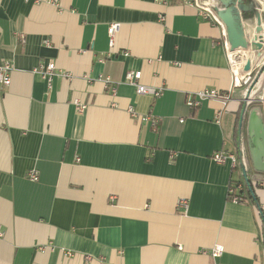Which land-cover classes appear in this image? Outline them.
Instances as JSON below:
<instances>
[{"label": "crops", "instance_id": "0c3cea01", "mask_svg": "<svg viewBox=\"0 0 264 264\" xmlns=\"http://www.w3.org/2000/svg\"><path fill=\"white\" fill-rule=\"evenodd\" d=\"M243 1L263 22L264 0ZM219 37L188 0H0V64L12 67L0 87V264H264V172L247 131L252 110L264 125V73L230 91ZM48 62L69 76L48 84L32 71ZM137 70L161 95L135 92L125 74ZM204 88L229 99L188 106ZM220 150L237 165L215 162ZM241 163L253 193L243 186L235 202Z\"/></svg>", "mask_w": 264, "mask_h": 264}, {"label": "built area", "instance_id": "2783aa9c", "mask_svg": "<svg viewBox=\"0 0 264 264\" xmlns=\"http://www.w3.org/2000/svg\"><path fill=\"white\" fill-rule=\"evenodd\" d=\"M160 3H166L170 0H157ZM193 5L196 6L198 10V14L201 18L207 19L211 21L213 24H215L220 29V37H219V44L222 45L225 54L226 59L228 63V68L231 74V83H230V91L233 88L237 87H245L249 86L252 77L255 72V65L252 63L250 69L245 70L244 64L246 61V58L243 55L242 50H232L230 48L228 39H227V32L226 27L222 20L216 15V12L213 10L212 5L210 3V0H188ZM49 2L53 4H57V0H49ZM118 25L117 23H111L108 27V33L110 37L113 36L114 32L116 31ZM264 63V59L259 63ZM257 65V66H258ZM12 67L9 62H3L0 64V87H5L10 83V71ZM34 73L38 74L42 79L46 80L48 84H50L51 79L54 75L59 74L61 76H69L68 73L57 71L55 68V64L53 62H48L46 64H39L37 67H35L32 70ZM264 73V69L262 71ZM141 76V71H128L125 74V81L132 85L135 89V92L137 94H149L153 97H157L161 95L162 88L161 87H154V86H148L139 81ZM259 78V77H258ZM109 79H105V83L108 84ZM256 81L253 80V83ZM112 91H114V88H111ZM229 99L228 92L222 93L218 89L215 88H204L202 90L196 91L193 95H190L187 100L186 104L190 107H197L200 105V103L204 100H217L220 101L223 105L227 102ZM77 105L78 110H82L84 108V104L79 103V101H74ZM261 104L264 107V96L261 99ZM129 111L131 113H134L132 107H129ZM217 117L219 118V112L217 113ZM157 118H151V121L153 124L156 123ZM212 158L215 162L219 164H224L226 162H229V164L232 167H235L238 163V155L234 152H228V151H216L213 153ZM27 176L29 179L36 181L38 179V176L35 172L29 171L27 173ZM243 188V183L236 181L235 184L230 185L228 189V193L232 194V201L238 200V191ZM178 205L185 206L186 201L185 200H179ZM223 248L221 245H215L211 249H209L208 253L212 258L218 257ZM67 255H70V252H66Z\"/></svg>", "mask_w": 264, "mask_h": 264}, {"label": "water", "instance_id": "95a60500", "mask_svg": "<svg viewBox=\"0 0 264 264\" xmlns=\"http://www.w3.org/2000/svg\"><path fill=\"white\" fill-rule=\"evenodd\" d=\"M256 2L244 3L243 0H227L222 2V8L212 7L216 15L226 27L227 39L232 50H245L255 46L264 49V23L261 11L255 9ZM253 25L255 34L251 39L247 35L248 26ZM259 57V56H258ZM252 61L246 59L244 69H250ZM254 80L256 81L264 69V63L260 65ZM245 106L241 109L240 122L242 123ZM249 136V153L252 166L255 171L264 172V125L255 110L250 112L247 124ZM242 172H246L241 163Z\"/></svg>", "mask_w": 264, "mask_h": 264}, {"label": "trees", "instance_id": "16d2710c", "mask_svg": "<svg viewBox=\"0 0 264 264\" xmlns=\"http://www.w3.org/2000/svg\"><path fill=\"white\" fill-rule=\"evenodd\" d=\"M260 67H261V66H258V68L255 70L254 75H253V77H252V80H251L249 86L252 85V84H255V83H253V80H254V78H255V76H256L258 70L260 69ZM241 107H242V106H241ZM241 109H242V108H240V110L238 111V116H237V120H236V129H237V130H239V122H240ZM245 172H246V174H245V176H244V178H245L244 181H239V182H242V183H243V186L246 187V188L248 189V191L250 192V194H251V193H253V184H252V182H251L250 177H249L248 174H247V171H245ZM237 194H238V200H237L236 202H242L243 199H244V197H243V188L240 189V190L238 191ZM253 197H254V196H253ZM227 198H228L229 200H231V199H232V194L228 193Z\"/></svg>", "mask_w": 264, "mask_h": 264}, {"label": "rangeland", "instance_id": "374dc122", "mask_svg": "<svg viewBox=\"0 0 264 264\" xmlns=\"http://www.w3.org/2000/svg\"><path fill=\"white\" fill-rule=\"evenodd\" d=\"M248 37L251 39L252 38V33L251 32H248ZM247 50V49H246ZM243 51V55H244V57H245V51L244 50H242ZM251 50L250 49H248L247 50V55H248V59H250L252 62L254 61L253 59H252V54H251V52H250ZM263 60V59H262ZM262 60H259L258 62H256V64H255V70L258 68V64L259 63H261V61ZM258 65V66H257ZM263 79V73L259 76V81H261ZM249 87V86H248Z\"/></svg>", "mask_w": 264, "mask_h": 264}, {"label": "bare ground", "instance_id": "6f19581e", "mask_svg": "<svg viewBox=\"0 0 264 264\" xmlns=\"http://www.w3.org/2000/svg\"><path fill=\"white\" fill-rule=\"evenodd\" d=\"M263 23H264V21H263ZM251 29H252V30H251L252 37H254L255 34H254V32H253V27H252ZM251 47H252V49H253L254 51H256V50L258 49V48H256L255 46H251ZM258 50H259V49H258ZM244 51H245V58L248 59L247 50L245 49ZM261 51H262V49L259 50V51H257V54L255 55V58H257L258 52H261ZM242 52H243V51H242Z\"/></svg>", "mask_w": 264, "mask_h": 264}]
</instances>
